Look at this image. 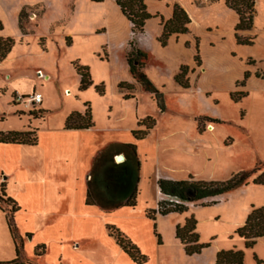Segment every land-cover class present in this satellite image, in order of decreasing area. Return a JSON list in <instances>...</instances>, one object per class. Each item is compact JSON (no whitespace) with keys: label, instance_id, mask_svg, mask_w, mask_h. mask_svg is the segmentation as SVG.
<instances>
[{"label":"rangeland","instance_id":"374dc122","mask_svg":"<svg viewBox=\"0 0 264 264\" xmlns=\"http://www.w3.org/2000/svg\"><path fill=\"white\" fill-rule=\"evenodd\" d=\"M89 1L0 0V21L5 27L0 37H10L15 42L7 59L0 63V132L32 129L37 130L38 136L37 145L28 148L6 150L7 146L0 143V169L7 172L4 175L0 170V196L4 200L9 197L7 186H2L9 173V191L18 196L20 203H17L20 212L14 214L20 259L31 264H135L110 236L107 227L114 226L147 257L145 264H215L217 252L231 249L244 252L245 264H257L255 255L264 261V238L247 249L236 234L252 207L264 206V185L252 181L256 175L249 184L218 198L216 204L192 203L184 213L157 214L156 232L154 222L147 218L150 210L144 212L147 205L154 203L152 184L147 185H150L146 189L147 198L140 200L135 212L105 220L92 214L83 215L82 210L77 214L82 204L75 194V215L54 216L58 211L63 213L67 204L54 200L55 194L49 188L52 157L47 151L51 140L46 130L63 127L64 115L85 111L86 103L95 129L100 131L94 157L110 145L104 149L105 156L117 163L119 153L128 152L120 144L133 143L132 131L145 129L139 127V121L152 117L155 127L140 144L139 156L149 174L160 166L162 173L171 177L165 178L169 180L193 176L196 180L226 181L256 167L260 168L258 174L264 171V0H256L253 28L238 32L242 39H253L251 46L237 44V23L228 16L224 15L223 22L213 20L203 24L212 16L214 19L220 16L215 11L192 12L198 19L193 33L206 36L209 44L201 50L200 65L196 62L188 65L189 89L174 80L179 62L187 60V55L175 48L164 49L154 39L158 29L152 20L142 34H133L131 24L124 19L117 30L114 28L115 32L106 28L95 31L102 19V9L89 5ZM200 1L206 5L199 8L206 10L216 4ZM192 3L197 6L194 0ZM149 9L156 14V6L150 5ZM154 19L155 23L160 22L159 17ZM198 35L194 36L196 43L200 40ZM132 40L147 54L144 71L163 93L164 109L134 79L131 90L118 88V81L132 79L126 61ZM75 62L90 70L93 84L85 91L76 87ZM246 71L250 77L242 85ZM98 87L104 90L103 94ZM33 92L44 97L45 111L40 105L25 107L14 101L17 95ZM242 92L247 93L246 98L240 102L232 100V94L238 97ZM126 94L131 97L125 99ZM62 143L58 140L56 146ZM90 152L91 149L75 162L77 171L81 166L85 170ZM144 153L149 157L147 161ZM45 163L48 168L42 167ZM20 166L34 172L31 178L35 181L29 186L33 193L22 192L27 188L18 181L21 175L16 170ZM77 171L81 179L82 172ZM37 175L45 180L34 178ZM163 199L167 198L163 196L160 201ZM48 202L52 204V216L44 214L48 212ZM1 207L6 212L4 215L0 210V261H8L16 256L4 217L11 215V207L4 202ZM190 216L197 220L200 243L210 244L200 255L187 256L175 238L174 222H183ZM34 234L36 238L32 239ZM38 239L46 247L41 256L36 255Z\"/></svg>","mask_w":264,"mask_h":264},{"label":"trees","instance_id":"16d2710c","mask_svg":"<svg viewBox=\"0 0 264 264\" xmlns=\"http://www.w3.org/2000/svg\"><path fill=\"white\" fill-rule=\"evenodd\" d=\"M95 3H101L104 0H91ZM147 0H114L120 8L122 14L132 25L133 34L144 33L146 23L152 19L160 17L161 25L163 27L162 33L158 38V42L162 47H166L172 36H180L189 32L191 18L186 10L179 4L173 5V14L171 19L165 21L160 15H152L146 4ZM162 1V0H156ZM198 7H204L206 4L200 0H194ZM219 0H208L209 4L217 3ZM226 6L236 12L238 15V22L235 26V38L238 45L251 46L254 44L252 38L242 39L238 32L249 31L254 26V19L256 16V0H227ZM4 30V25L0 21V32ZM15 42L10 37H0V63L7 59L11 53ZM130 50L127 53L126 61L129 72L134 80H136L145 92L152 94L157 104L164 109L163 93L154 85L148 75L145 73V63L147 61V54L139 49L135 40L129 43ZM195 62L199 66L201 63L200 51L197 47ZM75 70L80 77L79 90L85 91L92 86L90 70L87 66L74 63ZM189 66H182L180 71L174 77L175 82L184 89L190 88V81L188 78ZM250 77V73H244L242 85H245ZM118 88L122 91L131 90L132 85L127 82H121ZM100 94L104 90L97 88ZM231 95L235 102H240L247 97L246 92ZM131 95L126 94L125 99L130 98ZM85 111H74L67 117L64 125L65 130H87L94 127V121L91 109L88 103L85 104ZM218 122V120H214ZM139 127L144 126L145 129L132 131V135L136 140H144L155 127V121L152 117L138 123ZM0 143L12 145H26L35 146L38 143L37 130L24 131H9L0 132ZM121 146L128 152H120L123 154L125 160L116 164L113 158L108 159L105 156V151H102L95 158L91 180L89 182V189L86 198L87 205H97L105 211H113L121 207L134 208L137 205L138 183L140 173V161L137 154V148L134 144H121ZM260 172V168L256 167L252 171L240 172L233 175L226 181H205L196 180L193 176H189L187 180L174 181L161 178L158 181V187L161 194L167 198L159 201L157 209L148 212V218L154 222V230L156 232V215L166 216L172 213H184L188 210V204H198L208 206L210 204L218 203L217 199L232 192L233 190L247 185L254 175L253 183L256 185H264V171ZM3 187L6 183H3ZM103 190V191H102ZM105 191V192H104ZM170 199H177L181 203L177 204L171 202ZM4 202L11 207L9 216L7 214V224L16 246V258L11 261L0 262V264H22L20 261V249L17 243L18 229L14 222V214L20 210L17 202L11 197H6L4 200L0 196V209L6 212L1 207ZM110 236L114 237L117 245L123 250L125 254L135 264H145L147 257L143 255L138 247L133 244L126 236H124L114 226H108ZM236 234L245 242V248L252 249L258 239L264 238V206L252 207L251 212L243 226L236 230ZM159 242L160 236L157 234ZM176 239H178L183 246V250L187 256L200 255L201 252L208 248L210 244L200 243V237L197 232V220L194 216H190L183 224H178L175 230ZM45 245H39L36 248V255L41 256L45 253ZM41 250V252H39ZM257 264H264V261L257 258ZM245 254L241 250H221L217 252L215 257V264H245Z\"/></svg>","mask_w":264,"mask_h":264},{"label":"crops","instance_id":"0c3cea01","mask_svg":"<svg viewBox=\"0 0 264 264\" xmlns=\"http://www.w3.org/2000/svg\"><path fill=\"white\" fill-rule=\"evenodd\" d=\"M226 1L227 0H220V2L216 3L212 7L208 8V10H206L207 8H199L195 5H193L192 0H174V1L147 0L146 1V4L148 6V10H150L149 9L150 5L156 6L157 10H154V12H156L157 15L162 16L165 21L171 19L172 14H173V5L174 4H179L180 6H182L191 18V24L189 26V32L187 34H183V35H180L178 37L172 36L168 42V45L166 47H163L166 50H170L171 48H175L177 51L180 52V54L187 55V60L179 62L174 77L180 71V68L182 66L192 65L193 62H195L194 57L196 55L197 47L201 53L202 52L201 50L203 49V47L205 45L209 44V39L206 36H202V35H198L196 33H193L194 29H195L194 25L198 24L197 23L198 19L194 18L192 16V12H195V10L198 12L199 11H202V12L205 11V12H209V13L212 11H215L220 16L218 19H214V16H212L210 20H205L203 22V24L207 23L209 21H213V20L216 22H223L224 15L228 16L229 19H231V20L233 19L234 22L237 23L238 22V15L236 14V12H234L233 10L229 9L226 6ZM88 4L95 7V8H101L102 9V15L100 16V17H102V19L100 21V24H98V26L95 27V31H98L100 28H106V30L109 29V31L115 32L114 28L117 30L119 28L120 24L121 23L123 24V21H121V20L122 19H124L125 21L127 20V18L122 14L120 8L117 6V4L114 2V0H104L101 3H95V2H92L90 0ZM256 5H257V2H256ZM149 12L151 13V11H149ZM8 17H11V16H8ZM258 18H259V16L256 17L257 22H258ZM151 20L157 26V29H158V34H156V36L154 37V39L157 40L160 37L162 30H163V27L161 25V20L159 23H155L154 18L150 19L149 21H151ZM126 22H127V24L130 23L128 20ZM146 25H147V23H146ZM131 30H132V25H131ZM146 30H148V28H146ZM116 33H117V31H116ZM194 34L200 36L199 37L200 40L198 43H196L194 41V36H195ZM202 40H203V42H202ZM127 68H128V65H127ZM128 70H129V68H128ZM77 77H78V80H77V86L76 87L79 86V82H80V77L79 76H77ZM132 80H133V78L130 79V81H118L117 85H119L121 82H128L131 84ZM66 90H69V89L67 88ZM44 103H45V100L43 97V101L40 105L42 111H45V104ZM81 112H84V111H81ZM66 116H67V114L64 115V118L67 119V117L69 115L67 117ZM66 119H65V121H66ZM142 120H144V119H141L140 121H142ZM64 125H65V123L63 124V127H61V128H56V129L49 130V131L46 130V132L49 133L50 140H51V142L49 143V146H48L49 148L47 151H48V154L50 153L49 156L52 157V160H51L52 161V179H51V184H50L49 188L51 189V187H52L51 192L52 193L54 192V194H55V196L52 195V198L53 197L55 198L54 200H58L59 202L61 200V201H64L65 204H67L65 211L63 213L61 211L54 213L55 217H57L58 214H62V215L64 214V215H68L70 217L72 215L73 216L75 215V214H73L74 204L76 203V200L74 199L75 194L79 195L78 201L82 204V205L78 206L77 214H79L81 212L84 213L83 215L92 214L93 216H96V217H99V218H102L105 220L106 218L113 217V216L118 215V214H126L129 212H135V209L138 207L140 200H142V199L145 200V198H147L146 197V194H147L146 189L150 187V185L147 186L148 184H152L154 186V188H152V190L154 189L153 190L154 203H152L151 205H147L146 210L144 212L146 214L148 210L157 209L158 203H159L160 199L163 197V195L161 194L160 189L158 187V181L161 178L171 179V177L165 176V174L162 173L160 166L154 168L153 173L149 174V172L145 168L144 163L139 158V156H140V144L143 143V141L145 139L144 140H136L133 137V135H132L133 143H132V141H130L129 143H125V144H134L136 146L138 158L140 161V173H139L140 179H139V183H138V196H137L136 207H134V208L121 207L119 209L111 211V213H105L104 210L97 205H87L86 204V198H87L88 189H89V182L91 180L90 173L92 170L91 169V167H92L91 162L93 159H95L98 156V154H100L102 151H104V149L110 147V145L105 147L101 151H98L97 152L98 154L95 155V157H94L93 155L95 154V151L99 147L98 143L100 140L99 139L100 131H97V129H95V125H94V127L87 129V130H65ZM152 133H153V130H151V134ZM151 134H149V135L151 136ZM58 140H61L63 142L62 145L56 146V141H58ZM118 144H120V143H116L114 145H118ZM4 146H7V147H5L6 150H11V149H15V148H28L29 147L26 145H12V144H5ZM8 146H10V147H8ZM8 148H11V149H8ZM89 149H91V152H90L89 158L85 162L86 168L84 170L83 167L81 166V168L79 169V171L82 172L81 179H80L78 174L76 173V171H77L76 169L78 168V166H76L75 162L78 161V159L80 157H82V155L87 154ZM144 156H145V160L147 161V159L149 158L148 155H146L144 153ZM43 163H44V161H43ZM116 164H119V163L117 162ZM42 167L48 168L49 165L47 163H45ZM31 169L32 168L28 169V167L24 168V167L20 166L16 170V173L18 171V173L21 175V178H19V180H18L19 183L21 185L23 184L24 187L27 188L26 189L27 191L26 190L22 191L23 194L33 193L29 188V186L31 184H33L35 181L34 179L31 178V177H33V173H34V172H32ZM79 171H77V172H79ZM1 172H3V174L5 175L6 171L1 170ZM8 175H9L8 177L7 176L4 177V180L6 178V186H7L8 196L11 197L12 199H14L18 204H20L18 202V200H19L18 196H15L13 193H11L9 191V180L11 178V175L9 173H8ZM37 177L45 180V177L44 176L42 177V175H37L34 178H37ZM48 200H50V199H48ZM49 202H48V204H50ZM51 202H53V201H51ZM2 212L4 214V211H2ZM19 212H20V210L16 213V216L18 215ZM44 214L47 216H52V204L49 205L48 212L44 213ZM4 217H5L7 229L9 231V240H10V244H11L10 246H12V245L14 246L15 254H16V246H15L14 240L11 236V233H10V230H9V227L7 224L6 216H4ZM59 218H61V217H59ZM187 218H185L183 220V222L181 220L180 221L177 220L174 222V225H173L174 232L176 230V226L178 224H183ZM24 233L27 234L28 232H24ZM34 238H36V234L33 235L32 239H34ZM175 238H176V236H175ZM42 242H44V241L41 239H38V241L36 242L38 244L37 246L44 245V244H42ZM15 258H16V256H15ZM11 260H13V259H11ZM11 260H8V261H11ZM20 261L22 262V264H31L29 262H25V259H23V258H22V260L20 259ZM0 262H4V261H0Z\"/></svg>","mask_w":264,"mask_h":264},{"label":"built area","instance_id":"2783aa9c","mask_svg":"<svg viewBox=\"0 0 264 264\" xmlns=\"http://www.w3.org/2000/svg\"><path fill=\"white\" fill-rule=\"evenodd\" d=\"M14 101L17 103V104H21L25 107H33V106H36V105H41L42 101H43V96L41 93H38V92H33L31 94H28V95H17L15 98H14ZM171 202H174V203H181L179 200L177 199H170Z\"/></svg>","mask_w":264,"mask_h":264},{"label":"water","instance_id":"95a60500","mask_svg":"<svg viewBox=\"0 0 264 264\" xmlns=\"http://www.w3.org/2000/svg\"><path fill=\"white\" fill-rule=\"evenodd\" d=\"M125 160V157H124V155H118L117 157H116V161L118 162V163H121V162H123Z\"/></svg>","mask_w":264,"mask_h":264}]
</instances>
